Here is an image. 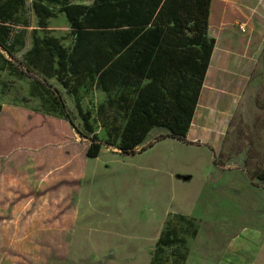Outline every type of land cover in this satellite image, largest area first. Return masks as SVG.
Masks as SVG:
<instances>
[{
    "label": "rangeland",
    "instance_id": "374dc122",
    "mask_svg": "<svg viewBox=\"0 0 264 264\" xmlns=\"http://www.w3.org/2000/svg\"><path fill=\"white\" fill-rule=\"evenodd\" d=\"M31 1L24 0L14 13L17 24L11 33V42L14 43L12 55L0 49V152L3 153L0 154V264H63L75 225L76 205L82 200V190L86 192L93 185L97 164L108 172L104 179L111 199L109 202L127 204V198H122L124 192L120 182L114 180L113 175L119 174L125 164L135 166L139 156H130L126 162L114 145L104 144V130L94 118L97 105L106 94L93 82L85 81L79 88V101L83 110L90 111L93 130L103 143L97 160L87 158L85 150L89 140L82 129L74 98L54 77L43 81L36 69L25 70V56L32 45L33 33L43 36ZM54 8L57 12L58 6ZM22 24L27 29L18 27ZM47 30L64 47L73 46L74 36L63 13L57 12L48 19ZM38 83L50 92L58 93L65 112L85 136L72 129L70 136L64 139L47 140L42 130L45 120L39 119L32 130V141L36 143V138L47 142L8 151L15 145L9 138L7 140L8 128L21 132L31 124V120L36 119L34 116L44 117L45 112L65 118L46 100L47 97L51 100L52 94L39 89ZM162 130L155 128L150 131L145 143L151 142ZM208 161L210 167L202 173V180L197 175H186V185H193L191 182L196 178L203 193L198 195L190 190L185 192L187 197L184 199H172L168 213H181L193 218L196 234H182L186 240L183 246L163 247L158 254V264L161 261L162 264H171L183 254L217 255L226 240L243 225L259 223L264 226V191L252 184L253 175L264 166V68L232 116ZM141 193V204L145 207L149 194L143 190ZM115 197L117 199L113 200ZM81 208L80 214L85 210L83 203ZM175 222L183 228L186 226L184 222Z\"/></svg>",
    "mask_w": 264,
    "mask_h": 264
},
{
    "label": "trees",
    "instance_id": "16d2710c",
    "mask_svg": "<svg viewBox=\"0 0 264 264\" xmlns=\"http://www.w3.org/2000/svg\"><path fill=\"white\" fill-rule=\"evenodd\" d=\"M23 1L0 0V49L9 55L14 45L12 29L17 24L13 16ZM210 1L92 0L89 4L32 0L31 8L43 36L33 33L25 70L36 69L43 81L54 77L70 93L87 135L67 115L58 93L38 83L39 89L52 94L51 100H46L65 118L45 112L44 117L34 116L36 119L21 132L8 128L7 140L15 142L8 151L35 147L46 139L59 141L74 129L89 140L85 156L96 158L103 143L93 130L90 111L83 110L78 97L85 81L93 82L106 94L97 105L94 119L104 130V144L114 145L120 155H135L166 137L184 141L214 48L213 39L206 36ZM55 5L74 36L70 48L48 33V19L57 13ZM39 119L45 120L42 130L47 138H35L34 143L32 130ZM155 128L163 130L145 143ZM252 184L264 191V166L253 175ZM196 229L193 218L168 214L150 264L159 263L163 247L183 246L186 240L182 234L195 236ZM186 257L179 255L171 264H183Z\"/></svg>",
    "mask_w": 264,
    "mask_h": 264
},
{
    "label": "crops",
    "instance_id": "0c3cea01",
    "mask_svg": "<svg viewBox=\"0 0 264 264\" xmlns=\"http://www.w3.org/2000/svg\"><path fill=\"white\" fill-rule=\"evenodd\" d=\"M207 23L206 36L213 39L214 48L184 141L166 137L123 156L126 162L139 156L135 166L125 164L113 175L127 204L109 202L104 179L108 172L97 164L93 185L82 190L76 205L63 264H150L172 199H184L190 190L203 193L196 178L193 185H186V175L202 180L210 167L209 156L264 68V0H211ZM238 24H245L247 31L241 33ZM22 25L18 27L27 29ZM141 190L149 194L145 207ZM82 203L85 210L80 214ZM184 264H264V226L245 224L219 254H188Z\"/></svg>",
    "mask_w": 264,
    "mask_h": 264
},
{
    "label": "built area",
    "instance_id": "2783aa9c",
    "mask_svg": "<svg viewBox=\"0 0 264 264\" xmlns=\"http://www.w3.org/2000/svg\"><path fill=\"white\" fill-rule=\"evenodd\" d=\"M237 27L241 33H245L247 31L245 24H238Z\"/></svg>",
    "mask_w": 264,
    "mask_h": 264
}]
</instances>
